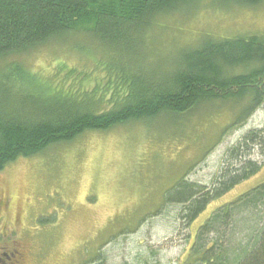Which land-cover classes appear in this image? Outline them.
Segmentation results:
<instances>
[{
	"label": "rangeland",
	"instance_id": "1",
	"mask_svg": "<svg viewBox=\"0 0 264 264\" xmlns=\"http://www.w3.org/2000/svg\"><path fill=\"white\" fill-rule=\"evenodd\" d=\"M220 1H194L158 17L146 54L158 57L157 69H174L181 51L205 44L207 37L264 36V2L244 7ZM80 38L74 40L87 43ZM69 47L70 42L56 44L12 59L32 72L55 61L88 66L85 55ZM148 64L145 59L144 68ZM249 101H203L188 113L87 132L70 144L17 159L0 172V200L9 204L0 219V244L17 241L24 264H185L198 228L214 211L264 183L263 167L214 200L188 228L180 218L184 207L167 205L185 177L212 191L227 150L264 128V104L239 123ZM255 150L251 160L264 164ZM261 210L258 204L233 211L234 223L223 226L227 236L220 241L228 243L230 256L249 242L248 227L260 226ZM233 227L238 229L232 236Z\"/></svg>",
	"mask_w": 264,
	"mask_h": 264
},
{
	"label": "trees",
	"instance_id": "2",
	"mask_svg": "<svg viewBox=\"0 0 264 264\" xmlns=\"http://www.w3.org/2000/svg\"><path fill=\"white\" fill-rule=\"evenodd\" d=\"M194 1L200 0H0V172L87 132L188 113L203 101L248 98L239 122L245 123L264 104V36L207 37L205 44L181 51L174 69L165 72L154 66L158 57L146 55L158 17ZM220 2L256 7L264 0ZM68 42L88 66L55 61L32 72L12 59ZM256 148L264 156V128L227 150L212 191L185 177L167 205L183 206L180 218L190 227L214 200L260 172L264 164L251 160ZM258 204L260 226L248 227L249 242L230 256L228 243L220 244L227 236L223 226L234 223L238 206ZM193 240L185 264H264V183L216 209Z\"/></svg>",
	"mask_w": 264,
	"mask_h": 264
},
{
	"label": "flooded vegetation",
	"instance_id": "3",
	"mask_svg": "<svg viewBox=\"0 0 264 264\" xmlns=\"http://www.w3.org/2000/svg\"><path fill=\"white\" fill-rule=\"evenodd\" d=\"M8 206L7 202L4 204L3 200H0V219L6 214ZM2 221L5 223L2 227H6V219H2ZM25 260V254L17 241H9V243L4 245L0 244V264H24Z\"/></svg>",
	"mask_w": 264,
	"mask_h": 264
}]
</instances>
